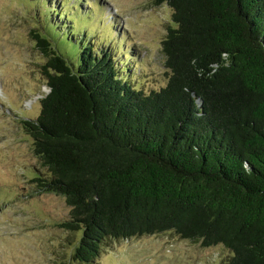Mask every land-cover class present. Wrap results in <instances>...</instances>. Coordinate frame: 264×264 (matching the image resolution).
I'll use <instances>...</instances> for the list:
<instances>
[{
  "label": "trees",
  "instance_id": "trees-1",
  "mask_svg": "<svg viewBox=\"0 0 264 264\" xmlns=\"http://www.w3.org/2000/svg\"><path fill=\"white\" fill-rule=\"evenodd\" d=\"M40 1L54 14L44 33H62V2ZM157 2L176 23L157 89L120 73L108 32L73 66L31 32L49 89L22 121L48 169L36 189L64 197L60 226L80 232L73 258L84 264L115 240L163 232L221 244L227 264H264V0Z\"/></svg>",
  "mask_w": 264,
  "mask_h": 264
},
{
  "label": "rangeland",
  "instance_id": "rangeland-1",
  "mask_svg": "<svg viewBox=\"0 0 264 264\" xmlns=\"http://www.w3.org/2000/svg\"><path fill=\"white\" fill-rule=\"evenodd\" d=\"M48 2H62L67 17L62 33L54 26L44 34L71 66L76 50L101 45L108 32L120 73L131 83L152 90L167 82L162 40L176 23L166 2ZM53 16L40 0H0V264H84L73 258L80 232L60 226L70 211L64 197L36 189L35 177L48 169L22 125L38 117L48 92L41 67L46 58L31 32L43 33L44 17ZM230 255L221 244L204 246L163 232L115 240L90 264H227Z\"/></svg>",
  "mask_w": 264,
  "mask_h": 264
},
{
  "label": "water",
  "instance_id": "water-1",
  "mask_svg": "<svg viewBox=\"0 0 264 264\" xmlns=\"http://www.w3.org/2000/svg\"><path fill=\"white\" fill-rule=\"evenodd\" d=\"M41 34L45 35V34H44V32H43V33H41ZM45 36H46V35H45ZM46 37H47V36H46ZM47 38H48V37H47ZM48 91H49V89H48Z\"/></svg>",
  "mask_w": 264,
  "mask_h": 264
}]
</instances>
